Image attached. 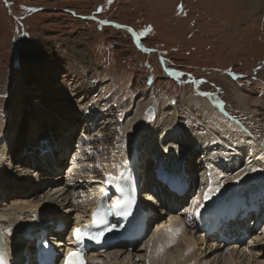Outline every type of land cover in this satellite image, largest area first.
Segmentation results:
<instances>
[{"label": "rangeland", "instance_id": "1", "mask_svg": "<svg viewBox=\"0 0 264 264\" xmlns=\"http://www.w3.org/2000/svg\"><path fill=\"white\" fill-rule=\"evenodd\" d=\"M249 3L250 0H0V127L6 129L1 145L8 153L11 180L21 179L27 173L25 166L34 164V158L39 161L38 152L26 160L13 159L26 141L32 122L38 127L32 135L51 136L48 146L55 148L53 152L64 153L57 168L49 163L48 175L53 178L59 173L63 178L62 173L68 171L69 182L71 171L82 173L73 181L82 179L79 183L84 187L86 174L93 176L104 170L100 175H105L109 170H117L120 158L131 150L121 147L124 139L128 143V136L120 131L122 124L135 121L142 112L138 127L144 132L155 112L161 118L158 107L162 110L171 103L176 105L177 121L184 130L192 124L200 129L196 133L213 139L214 147L208 154L198 151L199 148L193 150V166L197 159L200 167L205 162L204 171L211 161L230 181V174H244L249 164L243 163L240 147L231 133L240 134L246 129L247 135H264V117L259 116V111H264V3L255 2L257 6L253 7ZM101 21L112 23L105 26ZM108 73L111 75L103 81L102 75ZM92 89L95 95L87 92ZM75 93L87 94L89 105L84 103L88 97L82 96L86 97L83 99ZM181 95L201 98L212 110L210 116L183 108ZM142 103L147 104L139 110ZM150 106L154 108L152 117L145 115ZM87 109L93 114L98 112L95 119L91 115L86 117ZM209 120L231 128L230 136L212 133L207 129ZM67 135L68 139L57 147V140ZM72 140L78 149L73 147L69 151ZM33 145L36 143L28 147ZM52 153L47 155L49 161L54 158ZM146 157L144 165L149 175L155 162ZM20 160L24 161L22 166ZM251 167L255 173L257 166ZM35 172L28 175L35 176ZM259 174L264 177L261 171ZM60 181L65 186V180ZM32 182L30 188L37 181ZM51 182L44 189L38 188V193L34 191L36 200L52 193L55 182ZM80 184L72 192L76 196L82 194ZM203 188L205 195L206 185ZM160 191L161 188L156 191L157 195ZM194 192L196 200L187 202L185 210L181 207L171 211L183 210L181 218L186 226L193 223L195 211L205 202L204 196ZM202 192L200 188L199 194ZM185 198L180 200L181 206ZM161 223L162 220L158 225ZM245 226L250 231H238L234 234L238 237L233 240L235 244L222 242L212 255L205 252L202 264H234L229 261L235 257L237 264H248L250 257L249 264H263L264 212L256 223L249 221ZM251 233L254 235L250 237ZM151 235L152 232L145 241ZM212 237H205L202 250H207ZM199 248L200 245L196 250ZM139 249L126 252L121 259L129 253L130 264H142L138 256L146 252L145 244ZM226 250L232 256L224 259L220 254Z\"/></svg>", "mask_w": 264, "mask_h": 264}, {"label": "bare ground", "instance_id": "2", "mask_svg": "<svg viewBox=\"0 0 264 264\" xmlns=\"http://www.w3.org/2000/svg\"><path fill=\"white\" fill-rule=\"evenodd\" d=\"M253 1L250 0L251 3L247 5H251L253 7V4H255V2L258 4L264 3V0H253ZM110 75L109 73L104 74V76L102 75L101 79L103 81L105 80L107 81V78ZM193 96H196V94H194ZM240 99L243 100L242 98ZM180 102L182 103L183 108H186L192 111L193 110L195 111L197 109V112L201 113V114L197 113L200 116L204 112L208 116H210V112H212V110L208 109L206 102L201 100V98L191 99L189 95H185V96L181 95ZM145 104L142 103L139 106V110L142 108H145L146 106ZM168 108H170L171 111L170 110L169 111L173 113L174 116L169 114L170 112L165 111ZM158 109H159V112L162 114L161 118H159L160 115L156 116L157 114L155 112L153 120H149L148 123L144 126V129H145L144 132H141V129L138 127L139 122L141 121L142 112L137 115L138 118H136L135 121H129V123L127 121L129 128L126 125L127 123L125 125L122 124L121 126L122 129L120 131H122V134H126L128 136V143H126L127 141L126 139H124V142L123 144H121V147L128 148L131 150H128L127 153H124V155L120 158L121 160H119L116 166L117 170L115 171L109 170L105 173V175H99V177L96 178V180L94 181H93V177H91V181H88L87 177L84 176L85 180L83 178L82 183L84 184L86 183L84 185L85 189L83 187L82 192H79L82 194H78L79 196H76L75 193L70 192L69 199H68V188H66V186H62L63 185L62 181H60V180H63L64 182V178L58 176L59 173H57V175L52 178L48 175V172H47V170H51L50 164L51 165L54 164L57 168L58 165H60L63 159L65 158L63 155L64 153L63 152L61 153L60 150H56L55 152L52 153L54 158L53 160H50V161H49L50 157H48L47 155L40 156L39 161L38 159L34 158L32 162H34L33 168L35 170H32L31 168L32 165L31 163H29V166L27 167L25 166L24 168L25 171H27V173L24 176H22L21 179L19 180L15 179L14 181L11 180L10 176H12V173H10L9 171V164L7 162L8 153H6L7 150L1 145L4 134L6 133V129L5 127H0L1 128L0 129V201L2 200V198L4 199V197L7 196L6 198L7 202L5 200L2 203L1 208H0V221L3 223V225H6L7 223L11 225L19 223L20 225V221L22 220L23 216H26V219L24 221L29 220V217L33 213L32 210L34 208L38 209L41 206L46 207L51 204L58 205L59 201L61 202V204L62 203L65 204L66 200H74L77 202L80 198H82V196L84 197V200H86L85 203L90 205L95 200H97L98 193L103 192V195H104L108 192L109 188L115 185L114 183L115 179L119 178L118 170L122 168L123 164L127 162L131 156L135 159L134 160L135 163L132 166L131 173L129 174L122 173V176H124L127 181L132 180L135 183V188H133V190L129 189L128 191L127 189H124L123 191H120L119 193H117L118 198L115 197V198H112L111 200V203H113L114 200H117L113 208L118 209V210H124L125 215L129 214V216H132L135 213V206H136V203L139 201L138 200L139 198L149 206L151 204H154L158 207L159 201L156 200L153 203L151 201L152 198H150L151 196L150 193L146 192L148 188L147 183L150 182L152 188L156 187V191L161 188L162 192L161 191L159 192V196L163 195L164 189L165 191L167 190L165 186L163 187L159 183V181H156L157 177L163 176L167 180H169L170 183H172L173 185L177 187L179 183L184 181L183 174L189 175L191 174L193 170V164L191 161L193 150L195 148H199L198 151L201 150L203 153L208 154L210 150H212V148L214 147L213 139L205 134L200 135L196 133L195 131L200 130V129H195L194 125L190 124L189 126H187L188 128L184 130V128H182L178 124L177 117H176L177 109H176L175 103H171L165 108L163 107L162 110L160 107H158ZM71 113H74V112H71ZM96 113L98 112H95L93 114L92 110L88 111L87 109L85 115L86 117L91 115L93 119H95ZM259 113H260L259 116L264 117V111L260 110ZM194 114L195 116H197L196 112H194ZM164 118H165V121H164ZM200 121L203 122L204 124H207L206 122H204L203 119ZM208 122H209V127L207 129L211 130L212 133L216 132L220 136L221 135L222 137L226 136L227 138L230 136L231 128H226V126L224 125L221 127L219 125V122L218 123L214 121L210 122V120ZM27 125L28 123L26 124V126ZM37 128L38 127L35 126L34 122L30 124L28 132L26 134L27 135L26 141H25L26 143L24 142V144L21 147L22 152L26 148H28V144L30 143L35 144L40 139V136L35 137V135H32V130H35ZM246 133L249 134V132L246 129L240 134H236L235 132H233V134L231 133V136L233 135L232 137H234L235 139V143L238 144L240 147V151L243 156L242 158L243 163L245 165L249 164V166L245 170L246 172L242 174L241 176L230 174L232 175L231 181H230L228 180V176L226 178L222 176L223 173L220 167L218 166V164H217L218 167L214 165H209L208 166L209 170H207V173H206V175L208 176L207 177L208 183L206 184L207 189H206V193L203 199L205 202L202 205L203 208H207V209L202 210L197 216V218L195 219L193 218V223L186 226L185 229L177 228L174 230L173 228H171L173 223L169 220V226L165 228V232L161 239L158 240L157 235H154V236L151 235L147 241H144L146 252L138 256V259L142 261V264H164V263L166 264H202L201 260L206 258L204 257L205 252H210L209 255L216 253V251L220 249L222 242L223 243L230 242L234 244L236 243V241H233V240L237 239L238 237L237 236L235 237L234 234L240 230V227L238 226L245 223V221H242L239 225L234 226V227L232 225L235 224L236 220L241 217V214H242L241 209L248 207V206H253L255 208V211H258L257 214L259 216L261 213L264 212V180H262L264 177H261V178L259 177L260 175L259 171H261L264 174V135H258V134L256 135L255 133H254L255 135H247ZM68 137H69L68 135L67 137L61 136L57 140L58 142L57 147L60 146V143L62 141H65V138L68 139ZM27 156L28 155L26 153H22L20 156V159H22L23 157L25 159ZM146 156H150V159H152V161L154 160L155 162L154 163L155 166L153 167L155 170L153 171V168H151L152 171L149 173V175L146 173L145 165H144V160L147 159ZM30 157L33 158L32 156ZM208 157H210V155ZM22 160H20L21 166L22 164H24V161ZM208 160H210V158ZM252 165H254L255 168L257 166V170L256 171L254 170L255 173L251 172L250 168H252L251 167ZM36 167H38V169H36ZM43 167H45L46 169L45 168L43 169ZM72 167L74 168V166ZM175 167L177 169L182 170L181 175H177L175 173V170H174ZM230 169L234 170L233 167H231ZM29 170L31 172H29ZM32 171H36L35 174L36 173L38 174L39 181L36 182L37 184L35 183L33 188H30V184L33 183L32 178H34L35 176L37 177V174L35 176L28 175V174H32ZM39 171L40 173H38ZM225 174H229V172ZM101 176L103 177L106 176L108 180L105 183L100 182L99 180H101L100 179ZM51 180L55 182L52 187L55 189V192L53 189L52 191L50 190L52 192L51 194H49V192L45 193L42 199L44 198V200L46 201L45 202L42 201L41 203L42 199L36 200L34 188L44 189L46 188L47 185L52 184ZM79 180L78 181L74 180V182H79ZM78 187H80V185ZM28 190L30 192H28ZM10 192H12L13 194ZM38 192L39 190L36 191V193ZM126 193H128V195H125ZM132 194L135 196L133 198L134 200H131ZM186 194L184 195V197L187 196ZM13 196H16V198L18 196L19 197L15 200H11L12 198H14ZM62 196L64 198L62 200H59V198ZM76 198H78V200H76ZM171 200L179 201L178 203H180L179 199L175 200L174 198H172ZM171 200H168L167 205H164L165 200H161L160 202L162 203L163 208L158 207V211L161 212L162 210V213H165V214L171 213L172 210L169 207ZM66 205L68 207V208H65L66 210L71 209L68 206V202ZM61 206H63V204ZM75 209L78 211V213L83 214L78 208H75ZM153 210L155 209L153 208ZM195 212H196L195 214H197L199 212V209H197ZM43 214H45V212ZM231 215H234V216L238 215V217L234 221H230L225 225L224 223L225 219L231 217ZM245 217H247V215L241 218H245ZM70 219L71 217H69V215L65 216L66 225H68ZM254 221L256 223L257 219H255ZM45 224L46 222L41 220V223H40L41 228L44 231L52 232L53 230L52 229L50 230L49 223L48 225L44 226ZM150 224L152 226L155 225L154 219L151 220ZM163 224H164V219L162 220V223L159 224V226H162ZM252 224L254 223L252 222ZM227 225L232 226V229H231L232 233L226 230ZM190 228H191V231H190ZM57 234L58 233L53 232V234L50 237V240L51 241L64 240L63 233L60 235H57ZM207 236L209 237L213 236L212 239L209 240L211 244L207 245V250L206 248L202 250L203 244L205 242V237ZM140 240L142 239L138 238L137 242ZM129 243H133V242L130 241ZM55 245L56 247H59V248L64 247V244L61 243V241ZM198 245H200L201 248L196 250ZM141 246L142 245H134L132 248V252L134 249L138 250ZM126 252H131V251L129 249L104 250L103 252L99 254V257L102 258V260L94 262L93 264H130L132 262V259H131L132 255H130L129 253L126 254L125 258L121 259V257ZM139 252H140V249H139ZM226 252L224 254H220V256H223L224 259L228 257L229 255L232 256V253L229 254L228 252L227 253ZM165 256L166 257L168 256V257L165 258ZM29 257H32V256L29 255ZM95 257L96 256L94 253L90 258L93 259ZM250 258L248 261L246 260L248 264L251 260ZM107 259H109V261H107ZM256 259H257V256H256ZM231 261H233L234 264H237L236 257L235 259L232 258L229 261V263H231ZM20 263L21 261L18 262V264ZM31 264H34L33 261L31 262ZM133 264H136V263L133 261ZM224 264H225V261H224Z\"/></svg>", "mask_w": 264, "mask_h": 264}, {"label": "water", "instance_id": "3", "mask_svg": "<svg viewBox=\"0 0 264 264\" xmlns=\"http://www.w3.org/2000/svg\"><path fill=\"white\" fill-rule=\"evenodd\" d=\"M145 114H146L147 116H152V115H154V109H153L152 107L147 108L146 111H145Z\"/></svg>", "mask_w": 264, "mask_h": 264}, {"label": "flooded vegetation", "instance_id": "4", "mask_svg": "<svg viewBox=\"0 0 264 264\" xmlns=\"http://www.w3.org/2000/svg\"><path fill=\"white\" fill-rule=\"evenodd\" d=\"M63 11H64V10H63ZM109 23H112V22H111V21H107V22H103V21H101V22H100L101 25H105V26H106L107 24H109Z\"/></svg>", "mask_w": 264, "mask_h": 264}, {"label": "trees", "instance_id": "5", "mask_svg": "<svg viewBox=\"0 0 264 264\" xmlns=\"http://www.w3.org/2000/svg\"><path fill=\"white\" fill-rule=\"evenodd\" d=\"M104 22H106V21H104Z\"/></svg>", "mask_w": 264, "mask_h": 264}]
</instances>
